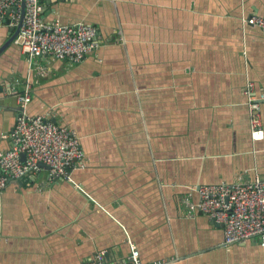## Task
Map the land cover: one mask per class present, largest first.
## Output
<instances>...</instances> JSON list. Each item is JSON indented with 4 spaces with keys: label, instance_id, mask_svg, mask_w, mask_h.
<instances>
[{
    "label": "crops",
    "instance_id": "0c3cea01",
    "mask_svg": "<svg viewBox=\"0 0 264 264\" xmlns=\"http://www.w3.org/2000/svg\"><path fill=\"white\" fill-rule=\"evenodd\" d=\"M42 4L47 21L96 27L101 45L77 64L31 62L16 43L0 55V151L13 146L17 95L32 84L26 113L75 129L86 156L74 183L47 168L10 180L0 264H83L98 250L124 262L132 246L152 263L264 264L260 237L228 249L221 224L181 203L195 186L264 177L243 91L252 80L264 93V30L242 22L264 17V0ZM11 28L6 16L0 48Z\"/></svg>",
    "mask_w": 264,
    "mask_h": 264
},
{
    "label": "built area",
    "instance_id": "2783aa9c",
    "mask_svg": "<svg viewBox=\"0 0 264 264\" xmlns=\"http://www.w3.org/2000/svg\"><path fill=\"white\" fill-rule=\"evenodd\" d=\"M25 2L26 13L15 43L29 55L30 61L47 57L52 61L68 60L77 64L100 47L98 30L93 25L84 21H47L43 16L42 0ZM22 9V0H0V25L9 16L11 26L17 27ZM242 22L245 28L252 26L264 30L263 16H244ZM36 71L43 76L48 74V69L43 66H36ZM255 87L251 80L243 91L248 97L251 134L256 141L264 138L261 109L264 93L257 96ZM32 99L33 87L27 84L25 91L17 95L19 114L12 132L13 146L0 151V197L10 180L37 174L42 168L48 169L52 179L74 183L73 171L83 166L85 160L81 137L75 129L58 125L47 115L30 116L26 113ZM194 193L198 194V201L194 200ZM181 203L188 216L201 211L221 224L226 248L257 237L264 245V177L257 175L250 180L239 176L231 183L195 186L182 197ZM83 264L163 263L145 262L140 250L132 246L129 261L109 260L105 250H98Z\"/></svg>",
    "mask_w": 264,
    "mask_h": 264
},
{
    "label": "water",
    "instance_id": "95a60500",
    "mask_svg": "<svg viewBox=\"0 0 264 264\" xmlns=\"http://www.w3.org/2000/svg\"><path fill=\"white\" fill-rule=\"evenodd\" d=\"M22 6H23V9H22V17H21L20 23L18 24L17 27L11 28V33H10L8 41L0 48V55H2V53H4L14 43L15 39L17 38V36L21 30V26H22V23H23V20L25 17V13H26V2H25V0H22Z\"/></svg>",
    "mask_w": 264,
    "mask_h": 264
},
{
    "label": "rangeland",
    "instance_id": "374dc122",
    "mask_svg": "<svg viewBox=\"0 0 264 264\" xmlns=\"http://www.w3.org/2000/svg\"><path fill=\"white\" fill-rule=\"evenodd\" d=\"M16 40V39H15ZM14 43H15V41H14ZM55 123V122H54Z\"/></svg>",
    "mask_w": 264,
    "mask_h": 264
}]
</instances>
